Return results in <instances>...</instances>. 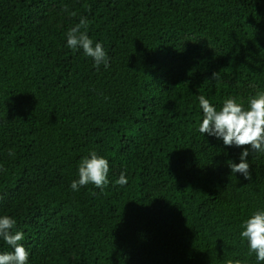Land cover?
<instances>
[{
  "label": "trees",
  "instance_id": "obj_1",
  "mask_svg": "<svg viewBox=\"0 0 264 264\" xmlns=\"http://www.w3.org/2000/svg\"><path fill=\"white\" fill-rule=\"evenodd\" d=\"M81 17L108 67L68 47ZM260 92L264 0H0V217L27 264H264L240 235L264 152L232 173L243 146L200 133L198 99ZM92 152L109 183L74 191Z\"/></svg>",
  "mask_w": 264,
  "mask_h": 264
},
{
  "label": "clouds",
  "instance_id": "obj_2",
  "mask_svg": "<svg viewBox=\"0 0 264 264\" xmlns=\"http://www.w3.org/2000/svg\"><path fill=\"white\" fill-rule=\"evenodd\" d=\"M75 15V13H72ZM88 21L81 17L77 25L72 27L67 33V45L76 50L82 48L85 55L94 59L95 65L104 64L108 67L107 54L101 43L93 45L86 31ZM217 72L213 73L216 78ZM199 104L203 110L202 123L199 131L222 139L224 145L237 147L243 146L240 153L239 163H228L232 173H241L245 179L251 178L250 164L247 161L249 149L254 152H264V92L257 93L250 98L249 107L245 109L235 98H228L224 101L222 108L217 109L203 95L199 96ZM9 155H14L9 152ZM109 162L103 156H98L92 152L89 157H84L79 164V179L73 180L70 187L78 191L80 187L89 183L103 190L109 183L108 180ZM127 177L121 172L117 185L127 184ZM17 221L11 216L0 217V238H2L14 251L0 253V264H27L29 252L23 244L19 243L24 239L22 231H15ZM242 238H246L249 248L256 254L258 261H264V211L254 213L244 225V230L240 233ZM228 264H242L240 260L229 261Z\"/></svg>",
  "mask_w": 264,
  "mask_h": 264
}]
</instances>
